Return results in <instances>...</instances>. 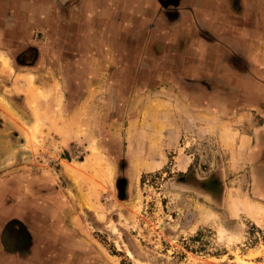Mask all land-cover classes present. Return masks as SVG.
<instances>
[{
    "label": "crops",
    "instance_id": "1",
    "mask_svg": "<svg viewBox=\"0 0 264 264\" xmlns=\"http://www.w3.org/2000/svg\"><path fill=\"white\" fill-rule=\"evenodd\" d=\"M74 1L69 0L66 12L69 16L63 20L62 12H58L53 5L54 0H0L2 8L7 5L20 7L18 12L12 14L14 24L10 29L5 25V11L0 13V51L5 52L9 59L22 47L35 44L27 41L31 39L32 31L42 30L46 34L53 28L48 37L36 43L41 51L39 59L20 70L13 61V75L24 79L21 95L9 97L14 112L20 113L23 121L20 124L30 126L37 122L31 113L33 97L29 93L35 84L43 88L44 94L48 87H53L49 97L39 100L38 104L48 111L50 121L55 123L61 116V87L57 80L61 72L54 70L53 74L49 72L48 77L45 75L48 72L39 70L47 60L42 46L62 45L59 26L64 25L63 21L70 25L75 23L81 13L85 16L87 30H94L95 27L96 33L101 30V42L92 33L82 43L91 47V51L87 49L85 55L74 59L75 62L85 63L84 73L71 69L67 74L70 78L85 79V90L78 93L82 95L78 100L74 98L75 91L68 94L71 101L75 99L69 104L71 111L75 114L82 111L88 115L96 109L93 95L104 94L105 89H102L104 80L100 90L96 89L99 86H94L93 79L98 72H102L103 79H111V93L128 92L141 98L138 101L133 96L134 104L127 107L134 112L140 110L128 118L133 119L136 125L148 122L151 126H164L166 130L174 123L189 125L190 121L184 113L181 120L171 118L173 109L163 98H173L175 95L181 101L182 111H192L198 115V128L208 126L206 121H230L245 141L242 150L244 165L238 164L236 169L237 173L243 174L241 184L248 195H253V204L264 206V0H245L239 10L231 8L229 0H77L82 9L86 7L80 13L72 8L73 5L77 6ZM94 22L100 24L95 26ZM97 45L102 47L101 53L93 48ZM234 58L244 63V68L233 65ZM95 62L102 63L101 70H94L92 65ZM4 78L5 75L0 73V79ZM47 78L53 80L47 84ZM158 99L161 104L165 103V112L160 111V108L155 113L152 108L154 100L157 103ZM147 109H150V114ZM4 124L12 129L19 126L17 121ZM181 133L174 134L175 139L170 143H164V154L175 148ZM223 133L215 131L214 134L221 138ZM157 134L154 135L155 142L158 141ZM17 137L11 141L17 142L21 137L24 146L0 154V159L4 158L0 164V264H24L30 241L27 246H22V239L26 238L23 223L45 220L42 216L47 211L60 218L67 205L61 193L55 190L59 185L56 168L43 161L46 157L50 158L49 153L25 145L30 140L25 133H18ZM149 137L148 134L147 140H139L145 144L143 155L131 152L137 146L136 143L132 142L130 148L126 146L125 155L129 162L135 158L142 160L136 163L137 166H127L133 181H139L142 172L158 163V150L151 145L146 146L147 141L153 142ZM234 140L236 152L239 150L237 136ZM21 158L23 162L20 163ZM6 159L9 163L5 165ZM189 165L190 161L177 170L186 171ZM230 174L233 172L229 167L219 172L218 177L223 179L222 189ZM220 197L223 202L226 200L221 193L217 199ZM231 212V209L225 208L226 216H230ZM239 213L245 214L250 220H253L251 216L254 215L255 219L257 215L254 207H247ZM14 222L19 225H14ZM51 248L55 250L57 247L54 244ZM85 249L95 253L91 246H85ZM69 252H72L70 248L64 253ZM104 260L100 264H104Z\"/></svg>",
    "mask_w": 264,
    "mask_h": 264
},
{
    "label": "rangeland",
    "instance_id": "2",
    "mask_svg": "<svg viewBox=\"0 0 264 264\" xmlns=\"http://www.w3.org/2000/svg\"><path fill=\"white\" fill-rule=\"evenodd\" d=\"M14 62L18 63V70L27 67V63L15 59ZM12 64L5 52L0 51V73L6 77L0 79V121L3 124L17 121L19 126L15 127V132H23L30 139L25 145L49 153L50 158L43 161L56 168L61 195L67 204L60 220H57L59 216L47 211L45 220L24 222L30 232V248L24 264H100L104 259L107 264H264V206L253 204V195H248L241 184L243 174L236 169L238 164L244 165L245 141L232 122L206 121L209 127L198 128V115L182 111L181 101L175 95L163 98L173 109L171 118L181 120L184 113L189 125L174 123L167 130L148 122L136 125L128 118L140 110L127 109L120 121L103 126L99 116L95 117L101 112L99 109L88 115L82 111L76 115L71 111L69 104L75 100L71 101L68 95L72 79L62 77L61 116L55 123L50 121L48 111L38 104L49 97L53 87H48L44 94L43 88L35 84L29 93L33 97L31 113L37 122L22 126L20 113L14 112L9 97L21 95L24 79L13 75ZM76 90L74 98L78 100L82 96L78 93L85 90L84 81ZM93 96L96 108L101 95ZM134 97L138 101L141 99ZM154 103L155 113L160 108L165 112V103L161 104L160 99L158 105ZM147 110L150 114V109ZM11 128L2 125L0 139H9ZM215 131L224 133L218 138ZM179 132H182L179 143L176 141L175 148L164 154V143L173 141L174 134ZM130 134L136 135L137 140H147L149 134L153 142L147 141L146 146L158 150V163L148 168L150 172L142 173L144 178L154 175L149 181L145 180V184L144 178L139 182L133 181L132 176L128 182L122 169L118 152L125 144L130 148V144L120 139ZM156 134L158 141L155 142ZM102 135L113 139L109 143L102 141ZM235 136L239 140L236 152ZM3 140L0 141V154L24 146L22 142ZM137 146L133 153L140 150L138 154L143 155L145 144L140 142ZM134 161L142 162L137 158ZM188 161L190 165L186 171L177 170ZM226 167L233 174L226 178L223 189L219 183L214 185L208 180V186L218 189V194L224 196L223 202V198L217 199L220 195L215 198L208 189L201 188V181L220 180L219 172ZM247 207H254L257 220L254 215L251 217L255 221L239 213ZM225 208L233 211L230 216H226ZM44 229L52 232L54 242L39 239ZM53 243L57 247L55 250L49 249ZM85 246L93 247L95 253L87 252ZM69 248L72 252L64 253Z\"/></svg>",
    "mask_w": 264,
    "mask_h": 264
},
{
    "label": "flooded vegetation",
    "instance_id": "3",
    "mask_svg": "<svg viewBox=\"0 0 264 264\" xmlns=\"http://www.w3.org/2000/svg\"><path fill=\"white\" fill-rule=\"evenodd\" d=\"M75 4H77V0L74 1ZM69 0H54V7L56 8V10L59 12V10L62 12V19L65 20L66 17H68L69 15H66L67 10L69 9ZM245 4V0H229V5L231 8H233L234 10L238 8V10L241 8V5ZM74 9V11L77 12H81V11H85L86 7H80L79 4L73 5L72 7ZM20 9V7H15V5H7L6 7H0V13L1 11H5L6 13V17H7V21H5V25L6 28L10 29L11 26H13L14 23H12V14H14L16 11L18 12V10ZM80 13L78 14V20H75V23L73 24H69V23H65V21H63L64 25L60 27V36L61 38V43H63L62 45H58L57 47L52 46V45H45L42 46V48H44L45 50V55H46V63L43 64L39 70L42 71H46L48 72V74L46 73L45 75L49 77V72H51L53 74L54 70H57L59 72H61V77L57 78L58 83H59V87H61V78L62 77H69L67 76V74H69V70H76L77 72L80 73H84V62H75L74 59L83 56L87 53V49L89 51H91V47H86L85 45H82V43H85L87 38H89L91 36V34H94V38L99 37V42H101V30H98L96 33V27L94 28V30H92L91 28H89L87 30L86 28V22H85V16ZM82 17V18H81ZM77 21V22H76ZM100 22L96 23L94 22V25L97 26L99 25ZM51 31H53V28L50 29ZM51 31H47V33L45 34V32H43L42 30H34L32 31L29 40L27 41H33L35 44L31 45V46H27V47H22L18 52H15L14 57H12V55L10 57V61L13 63L14 59L21 61L23 64L24 63H32L33 61H36L38 58V56L41 54H39L41 51H39L40 47L36 44L38 42L39 39L42 38H46L51 34ZM91 31V32H89ZM70 43H72V45H70ZM100 45V44H99ZM99 45L94 46L93 48L95 50L98 49V53H101L100 50L102 47H100ZM128 49V48H127ZM56 59V60H54ZM72 60V61H70ZM233 65H238V67L244 68V63H241L239 60H236V58L233 59ZM14 64V63H13ZM12 64V65H13ZM18 64V63H17ZM94 66V70H101L102 67V63L98 62V63H93ZM83 70V71H81ZM70 78V77H69ZM72 79V83H71V91H77L76 89L83 85V81L85 84V79L84 78H70ZM47 80H53V78L49 79H45V82H47ZM94 86H99L96 89H100V85H103V80H104V85L102 89H105L104 94L99 93L101 95V99L99 102H96L97 107L96 109H99L101 112L98 115H95V117L99 116L100 120L99 123L101 125H110V124H114L117 123V121H120V116L123 117V115L126 114V109L128 106L132 105L133 102V95H129L128 92H117L116 94H113L110 92V80L109 77L103 79L102 78V72H98L95 77H94ZM7 82V81H6ZM10 85H12L10 82H7ZM49 83V82H47ZM46 86V85H45ZM93 89V88H92ZM61 90V88H60ZM98 95V94H97ZM103 108L105 110H103ZM0 122H3L2 120ZM5 124H1L0 127ZM12 129V128H11ZM13 132L10 133L9 135V139L11 143H15L12 142L11 139L13 138H18L17 137V132H15V128L12 129ZM108 136V137H107ZM137 136L130 134V135H126L123 136V138L121 137V141L124 140L123 142H128L130 144V146L132 145V142L136 143V145H139V140L137 142ZM126 138H128L130 141L125 140ZM113 138H111V136L109 135H102L101 140L102 141H106L109 143V141H112ZM140 139V138H139ZM115 140V139H114ZM17 142H22L21 137H19V141ZM138 143V144H137ZM23 144V142H22ZM126 144L125 146H123L122 148H120V152H118L120 154V160L121 163L123 164V171L125 172V174H127V181L129 182L130 180V176H132V173L129 171V169L127 168V166H129L131 168V166H137L136 161H134L132 159V161L129 162V158L126 157L125 155V150H126ZM138 148V146H136ZM135 147V148H136ZM134 148V149H135ZM146 150V149H145ZM133 153V150L131 151ZM138 152L140 153V150H137V154ZM134 154V153H133ZM140 155V154H138ZM148 172H150V170H147ZM144 171V172H147ZM143 173V172H142ZM142 173L140 176V180L143 179L144 177H142ZM150 178H148L147 176L143 179V184H145V180L149 181L151 179L152 176L154 175H148ZM126 179V177H124ZM185 179V178H184ZM211 181L212 184L215 185V183H219L220 185H222L220 183V180L218 178H210L207 179L206 181H201V188L205 189V191H209L211 193H213V196L215 198H217L220 194H218V189H213L211 188V186H208L210 183L209 181ZM219 188V187H218ZM222 188V186H221ZM56 192L61 193V187L60 185H57V189H55ZM45 216L47 217L46 213L43 215V218H45ZM59 218V217H58ZM46 219V218H45ZM60 219V218H59ZM14 225H19L18 223L14 222ZM24 227H22L26 238L24 237V239H22V246H27L28 241H29V234L30 232L28 231L27 227L25 226V223H23ZM8 227H10V225H8ZM7 227V228H8ZM20 228V227H19ZM10 230V229H9ZM24 235V236H25ZM39 239L43 238L44 240H50L54 237V235L52 234L51 231H46L44 229L40 231V234L38 235ZM49 238V239H48ZM69 240V239H68ZM13 242H15V240H13ZM52 245V243H51ZM51 249V247L49 248Z\"/></svg>",
    "mask_w": 264,
    "mask_h": 264
},
{
    "label": "bare ground",
    "instance_id": "4",
    "mask_svg": "<svg viewBox=\"0 0 264 264\" xmlns=\"http://www.w3.org/2000/svg\"><path fill=\"white\" fill-rule=\"evenodd\" d=\"M103 263H105V262H103ZM105 264H107V263H105Z\"/></svg>",
    "mask_w": 264,
    "mask_h": 264
}]
</instances>
